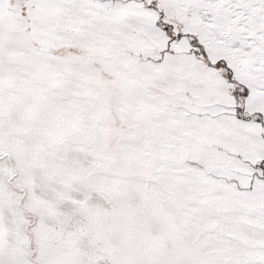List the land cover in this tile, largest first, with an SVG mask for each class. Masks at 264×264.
<instances>
[{"label": "snow or ice", "instance_id": "obj_1", "mask_svg": "<svg viewBox=\"0 0 264 264\" xmlns=\"http://www.w3.org/2000/svg\"><path fill=\"white\" fill-rule=\"evenodd\" d=\"M0 264H264V0H0Z\"/></svg>", "mask_w": 264, "mask_h": 264}]
</instances>
